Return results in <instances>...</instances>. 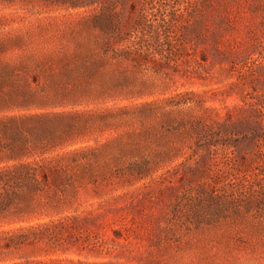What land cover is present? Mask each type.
<instances>
[{
	"label": "rangeland",
	"instance_id": "1",
	"mask_svg": "<svg viewBox=\"0 0 264 264\" xmlns=\"http://www.w3.org/2000/svg\"><path fill=\"white\" fill-rule=\"evenodd\" d=\"M0 264H264V0H0Z\"/></svg>",
	"mask_w": 264,
	"mask_h": 264
},
{
	"label": "trees",
	"instance_id": "2",
	"mask_svg": "<svg viewBox=\"0 0 264 264\" xmlns=\"http://www.w3.org/2000/svg\"><path fill=\"white\" fill-rule=\"evenodd\" d=\"M20 170V178L22 179V181L25 182H35V168L33 167V165L30 164H24V165H20L19 167ZM7 184L10 183L11 178L9 179H5L4 180Z\"/></svg>",
	"mask_w": 264,
	"mask_h": 264
}]
</instances>
